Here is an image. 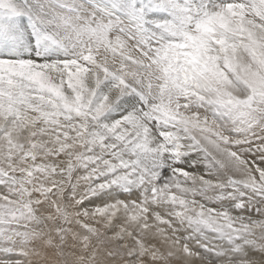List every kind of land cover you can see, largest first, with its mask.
Listing matches in <instances>:
<instances>
[{
    "label": "snow or ice",
    "instance_id": "1",
    "mask_svg": "<svg viewBox=\"0 0 264 264\" xmlns=\"http://www.w3.org/2000/svg\"><path fill=\"white\" fill-rule=\"evenodd\" d=\"M0 264H264V0H0Z\"/></svg>",
    "mask_w": 264,
    "mask_h": 264
}]
</instances>
